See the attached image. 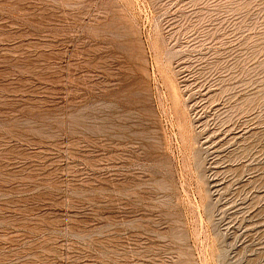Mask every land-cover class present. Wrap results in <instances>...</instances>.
I'll use <instances>...</instances> for the list:
<instances>
[{
    "label": "rangeland",
    "instance_id": "rangeland-1",
    "mask_svg": "<svg viewBox=\"0 0 264 264\" xmlns=\"http://www.w3.org/2000/svg\"><path fill=\"white\" fill-rule=\"evenodd\" d=\"M0 264H264V0H0Z\"/></svg>",
    "mask_w": 264,
    "mask_h": 264
}]
</instances>
